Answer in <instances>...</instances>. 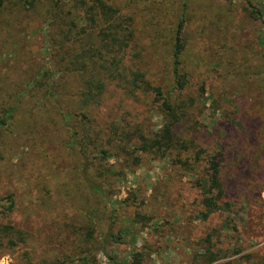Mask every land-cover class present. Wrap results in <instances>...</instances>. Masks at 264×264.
I'll return each mask as SVG.
<instances>
[{"label": "rangeland", "instance_id": "1", "mask_svg": "<svg viewBox=\"0 0 264 264\" xmlns=\"http://www.w3.org/2000/svg\"><path fill=\"white\" fill-rule=\"evenodd\" d=\"M132 1L116 0L125 16H132V29L137 33L124 63L128 65L130 60L134 61L155 86H165L171 80L169 51L173 44L170 30L176 25L175 15L170 14L169 20L158 24L150 20L146 11L158 1L139 0L141 5L135 8L130 6ZM167 1L174 4V8L175 3L181 2ZM48 10L47 5H42L38 14L19 13L13 6L5 15L6 19L0 20V105L4 101L6 106L12 107L22 99L16 118L17 131L22 138L13 151L15 157L11 162L20 164L21 168L24 166V184L18 182L10 188L12 185L8 183L16 177L9 176L5 170H0V182L3 184L1 192H7L5 189L15 192L19 187V191L30 192L32 196H37L45 185L56 200L59 193L65 191L67 182L71 190H75L71 182L75 181L76 157L67 149L70 133L60 110L50 99H43L40 90L33 89L49 62L60 70L69 64L65 51L52 46L55 39H62L63 26L62 29L50 26L48 14L41 15ZM63 13L71 17L67 11ZM189 14L185 37L192 44L206 30L211 39L208 67L214 74L203 93L198 92L199 86L193 88L196 108L191 114L198 113V117L194 115L200 129L198 136L208 146V150L204 148L207 156L214 154L215 144L226 147L230 126L242 136L241 149L231 156L225 150V163L228 164L223 170V177L231 183L227 185L228 197L237 201L231 217L239 232L223 230V244L217 243V248L231 252L224 262L250 256L251 264H264V191L255 194V190L264 188V0H189ZM10 23L16 29L14 38L6 34L5 28ZM217 50L219 53L214 54ZM80 80L71 75L58 77L56 92L64 97L61 102L65 111L82 112L77 106ZM104 82L103 104L85 111L93 119L94 126L108 130L111 124L120 126L125 121L143 123L146 119L143 110L152 106L153 96L149 95L143 104H131L120 88L109 85L106 76ZM249 116L257 120L261 117L262 122L250 126L246 121ZM161 125V118L152 113L146 129L156 133ZM127 158L128 162L119 156L109 161L113 170L124 177L114 180L110 195L114 210L119 211L113 213L116 217L114 240L108 243L106 252L113 261L100 255L98 264H131L135 249L140 247H147L150 253L144 264H196L193 256L202 254L197 242L212 230L221 228L224 218L222 214L206 222L201 218L202 197L195 182L205 177L203 165L198 169V174H202L197 177L171 166L170 158L142 155L138 165L130 155ZM130 166L131 171L127 170ZM240 174L251 187L238 194L234 191L233 180ZM25 206V199L22 201L19 197L15 219L21 221L17 222L20 226L31 225L32 228L36 224L24 220L27 218L23 214ZM9 221L0 216V226ZM96 235L97 240H101L100 230L97 229ZM233 246L242 253L233 255ZM34 247L38 248V244ZM1 254L4 253H0V264H18L16 257Z\"/></svg>", "mask_w": 264, "mask_h": 264}, {"label": "trees", "instance_id": "2", "mask_svg": "<svg viewBox=\"0 0 264 264\" xmlns=\"http://www.w3.org/2000/svg\"><path fill=\"white\" fill-rule=\"evenodd\" d=\"M146 1L150 3L152 0ZM154 1H158L157 4L148 6L146 10L150 20L161 24L169 20L172 13L176 19V25L170 30L173 44L169 51L171 80L165 86H155L134 61L130 60L128 65L124 63L137 33L132 29V16H125L116 0H0V20L13 6L19 13L38 14L41 6L47 5L50 10L41 15L48 14L50 26H63L62 39H55L52 46L65 51L69 64L65 70H60L49 62L33 89L40 90L44 94L42 98L50 99L60 110L62 121L70 133L67 149L76 157L75 181L71 182L75 190H71L67 182L65 191L60 192L56 200L45 185L37 196H32L30 192L19 191V187L15 192L6 189L7 192H1L3 184L0 182V216L10 220L8 224L0 226V253L16 257L18 264H98L100 255L113 261V257L107 256L106 252L108 243L114 240L112 232L116 217L113 213L118 210H114L110 195L116 183L114 180L119 181L124 176L118 175L109 161L115 156L124 159L128 155L135 165H138L142 155L170 158L171 166L180 167L197 177L202 174H198V169L203 165L205 177L195 182L202 197L201 218L205 222L218 214L224 218L222 229L212 230L206 238L197 242L202 254L193 256L194 263L244 264L242 260H246L251 264L250 256L224 262L231 252L217 248V243L223 244V230L239 232L231 217L237 201L228 197L230 191L227 185L231 186V183L223 177V170L228 164L225 163V150L231 156L241 149L242 136L230 126L226 133V147L215 144L214 154L207 156L208 146L200 140L198 120H194V115L198 117V113L191 114L196 108L193 88L199 86L198 92L203 93L211 77H214L208 67L211 39L204 30L200 39L192 42L194 48H191L192 44L185 37L186 24L191 18L189 0L175 3V8L167 0ZM138 5H141L139 0H133L130 6L135 8ZM63 11H67L71 17H66ZM146 26H150L148 21ZM5 30L9 38H14L16 29L11 23ZM218 53V50L214 52ZM64 75L81 79L77 100L81 113L65 111L61 102L64 97L57 95L58 77ZM105 76L109 85L120 88L121 94L131 104H143L149 95L153 96L152 106L143 110L146 115L143 123L138 125L125 121L120 126L111 124L108 130L94 126L93 119L85 111L103 104L106 97ZM63 88L66 89L65 85ZM19 100L21 102L22 99ZM20 102L12 107L6 106L4 101L0 105V170L16 177L8 183V186L12 185L10 188L18 182L23 183L24 178V166L21 168L18 167L20 164L13 165L11 162L15 157L13 151L22 138L16 126ZM152 113H157L162 122L156 133L146 129ZM261 120V117L257 120L249 116L246 121L248 125L256 126ZM127 157L124 162L129 161ZM132 169L131 166L127 168ZM233 182L234 191L238 194L242 189L251 187L242 174L235 177ZM25 184L28 187V179ZM262 191L264 188L257 189L255 194ZM19 197L22 201L24 198L26 203L23 214L27 218L24 220L36 224L32 228L31 225L20 226L17 222L21 221L16 222ZM48 204L51 207L48 208ZM97 229L102 233L101 240H97ZM35 243L38 248L34 247ZM234 246L231 248L233 255L241 254L242 250ZM148 254L147 247L136 248L131 264H144Z\"/></svg>", "mask_w": 264, "mask_h": 264}]
</instances>
